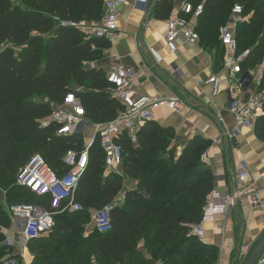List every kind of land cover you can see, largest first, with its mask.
Returning a JSON list of instances; mask_svg holds the SVG:
<instances>
[{
  "label": "trees",
  "instance_id": "obj_1",
  "mask_svg": "<svg viewBox=\"0 0 264 264\" xmlns=\"http://www.w3.org/2000/svg\"><path fill=\"white\" fill-rule=\"evenodd\" d=\"M188 2L202 6L195 29L200 45L213 51L215 71L222 68L224 55L218 29L228 21L236 3L247 18L235 34L237 55L249 51L241 69L253 71L264 65V0ZM173 11L174 0H157L153 6L156 20L167 21ZM103 16L104 0H0V186L7 189V206L28 195L37 202L29 203L27 197L21 204L41 203L14 183L33 146L58 175L67 170L62 162L66 152L83 149L81 136L60 138L55 135V124L40 126L65 104L68 94L78 99L91 124L111 121L122 111L110 95L103 70L89 66L102 59L100 48L108 43L81 30L82 25L98 23ZM178 16L188 19L181 11ZM77 88L82 90L76 92ZM258 89L264 90V72ZM253 132L264 142V105ZM174 138L171 128L146 122L136 146L120 140L123 162L119 174L105 172L102 151L94 142L75 196L81 211L57 214L47 236L28 242L31 247L39 240L47 241L46 246L31 248L35 253L31 264H150L139 244L151 259L159 256L161 264H216L214 247L188 237L200 223L205 199L216 186L202 161L211 142L194 137L176 154L178 145L171 146ZM124 179L134 182L135 188L126 190L123 204L112 209L110 232L98 234L92 228L84 235L69 231L72 221L87 219L89 210L113 200L123 189ZM18 188L27 194L11 197ZM0 228L8 235L13 228L5 205L0 206ZM5 238L0 232V258L13 255L11 246L1 245Z\"/></svg>",
  "mask_w": 264,
  "mask_h": 264
},
{
  "label": "built area",
  "instance_id": "obj_2",
  "mask_svg": "<svg viewBox=\"0 0 264 264\" xmlns=\"http://www.w3.org/2000/svg\"><path fill=\"white\" fill-rule=\"evenodd\" d=\"M129 2L143 4L149 8L148 0H104V16L98 23L91 24L81 30L84 34L107 42H112L118 31V10ZM181 11L188 19L178 16ZM202 6L193 7L188 0H183L178 11L173 12L166 21L164 42L168 53L176 51V41L184 39L192 45L200 44L199 34L196 32V20L201 14ZM241 5L234 4L228 21L218 29V40L223 48L224 71L228 77L232 89L241 91L249 88L255 77L252 71H242L241 61L248 54V50L237 55L235 40L236 28L245 22ZM91 68H98L95 62L89 64ZM258 74V82L263 78L264 65ZM104 72L105 79L110 85L111 97L122 107L117 116L106 123H89L83 116V112H75L71 109V103H78L73 94H68L66 102L56 108L53 113L40 122L41 128L55 124V135L60 138L81 136L84 139V147L81 151L69 150L62 158L67 170L58 175L40 155H33L19 170L16 176V185L27 190L41 203L36 204H12L7 206L5 194L0 192V206L5 205L8 215L17 234L25 242L35 241L47 236L53 226L54 218L59 213L79 212L81 205L75 201L78 183L88 166L89 148L97 142L103 154V167L105 172L121 173L123 151L121 139H126L131 145H137V138L141 127L149 121H153V112L159 108H167L177 112L185 103L175 96H136L134 83L136 71L121 65H111ZM207 84L212 86L211 97L218 95L220 80L215 74L208 79ZM82 88H77L79 92ZM264 90H259L250 95L246 100L238 97H230L227 111L234 121V131L231 137L238 134L241 129L253 131L255 121L263 115ZM91 127V133L87 136L86 128ZM85 137V138H84ZM205 162V156H202ZM264 182V172L259 177ZM236 188L231 191L221 192L214 188L205 199L201 221L193 226L188 237H195L200 242L205 237V226L211 224L216 217H228L233 207L243 198L249 197L250 204L259 205L258 183L253 181L249 168L242 164L235 173ZM114 207L106 205L94 211L91 215L92 228L98 234H106L112 230L111 211ZM22 225L20 229L19 226ZM0 232L6 236L2 246H11L13 238L7 230L0 228ZM257 264H264V254Z\"/></svg>",
  "mask_w": 264,
  "mask_h": 264
},
{
  "label": "crops",
  "instance_id": "obj_3",
  "mask_svg": "<svg viewBox=\"0 0 264 264\" xmlns=\"http://www.w3.org/2000/svg\"><path fill=\"white\" fill-rule=\"evenodd\" d=\"M156 1L148 0L149 8L134 2L119 8L116 37L112 42L106 41L107 47L100 48L102 59L96 66L103 71L111 65L134 69L136 96H175L185 103L177 112L156 109L152 120L174 131L172 142L180 149L194 137L211 142L203 155L216 179L215 189L234 190L236 170L242 164L249 168L252 180L258 183L259 205L253 207L249 197L241 199L228 217H216L205 226L202 241L215 248L216 264H241L264 232V182L259 180L264 172V142L247 129L231 137L234 121L227 105L230 97L246 100L259 91L257 77L262 68L256 73L252 71L255 79L249 88L235 91L222 68L214 70L213 51L179 38L175 43L176 51L168 53L164 42L166 21L153 16ZM182 1L174 0L173 12L178 11ZM215 74L220 80V90L217 96L211 97L212 86L207 81ZM72 105L82 112L79 102ZM13 231L17 228L13 227ZM23 264L29 263L25 260Z\"/></svg>",
  "mask_w": 264,
  "mask_h": 264
},
{
  "label": "rangeland",
  "instance_id": "obj_4",
  "mask_svg": "<svg viewBox=\"0 0 264 264\" xmlns=\"http://www.w3.org/2000/svg\"><path fill=\"white\" fill-rule=\"evenodd\" d=\"M89 26L90 25H88V24L82 25V27H86V28ZM2 49H3V46H0V51ZM260 68L254 69L253 71H255V73H256ZM69 85L74 87V85L72 83H70ZM71 109H73L75 112H78L76 106H74L72 104H71ZM91 131H92L91 127L88 126L86 128V132H85L87 134V136L91 133ZM81 144H84V139H82ZM173 145H175V143L171 142V146H173ZM171 146H169V148H171ZM180 151H181L180 146H178L176 148V154H178ZM33 155H41L42 156V152L40 150H38L37 147L33 146V149L29 153V157H31ZM106 173H104V174H106ZM103 176H105V175H103ZM14 183L16 184V179H15ZM131 186L133 187V186H135V184L130 183L129 179L124 180L123 184H122L123 189L116 194V196L113 198V200H111L107 204L98 205L97 207L89 210L88 215H87V219H85V217L84 218L78 217L77 219L72 221V223H70L69 231L76 232V234H84V235H86L88 232L92 231V224H91L92 213L94 211L106 206V205H112L113 207L121 206L122 200L124 202L125 191L130 190ZM0 192H3L5 194L7 192V189H4L0 186ZM23 194H27V192L23 189L18 188V189L14 190V193L11 197H13L15 195H23ZM4 196H6V195H4ZM27 197H28V199H27ZM22 199H25V200L27 199L29 201V203L37 202V200L30 195L23 197ZM22 199H17L14 202L16 204H21ZM74 227L75 228L77 227V229H79V230H75ZM9 231H10L9 235H11V237L13 238V243L10 247L12 249L11 253H13V255L4 256V257L0 258V261L2 262V264H23L25 260L29 264H31V263H33L34 258H35V253L31 252V248H35L37 246H46L47 245V241H45V239H44V240H39V241L35 242L30 247V245H28V242H25L23 239H21V237L17 234L16 231H13V228L10 229ZM138 249L147 257L146 259H147L148 263H150V264H161V261L159 260V256L151 259V256L143 248L142 244L138 245ZM244 259H245V257H244ZM244 259L242 260L241 264L243 263Z\"/></svg>",
  "mask_w": 264,
  "mask_h": 264
},
{
  "label": "water",
  "instance_id": "obj_5",
  "mask_svg": "<svg viewBox=\"0 0 264 264\" xmlns=\"http://www.w3.org/2000/svg\"><path fill=\"white\" fill-rule=\"evenodd\" d=\"M214 121L217 123L216 118H213ZM218 125V123H217ZM19 228H22V225L20 224ZM264 254V232L259 238L254 250L250 253H248L243 261L242 264H257L260 257Z\"/></svg>",
  "mask_w": 264,
  "mask_h": 264
}]
</instances>
